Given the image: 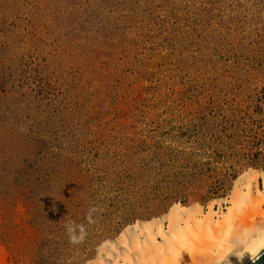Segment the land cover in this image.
<instances>
[{"label":"rangeland","instance_id":"rangeland-1","mask_svg":"<svg viewBox=\"0 0 264 264\" xmlns=\"http://www.w3.org/2000/svg\"><path fill=\"white\" fill-rule=\"evenodd\" d=\"M248 170L264 0H0V264H83Z\"/></svg>","mask_w":264,"mask_h":264},{"label":"bare ground","instance_id":"bare-ground-1","mask_svg":"<svg viewBox=\"0 0 264 264\" xmlns=\"http://www.w3.org/2000/svg\"><path fill=\"white\" fill-rule=\"evenodd\" d=\"M146 216L101 240L83 264H243L264 245V179L260 188L248 170L225 198Z\"/></svg>","mask_w":264,"mask_h":264},{"label":"water","instance_id":"water-1","mask_svg":"<svg viewBox=\"0 0 264 264\" xmlns=\"http://www.w3.org/2000/svg\"><path fill=\"white\" fill-rule=\"evenodd\" d=\"M243 264H264V245Z\"/></svg>","mask_w":264,"mask_h":264},{"label":"clouds","instance_id":"clouds-1","mask_svg":"<svg viewBox=\"0 0 264 264\" xmlns=\"http://www.w3.org/2000/svg\"><path fill=\"white\" fill-rule=\"evenodd\" d=\"M68 232H69V234H70V238H71L73 241H75V240H76V237L73 236V235H71V233L73 232V228H72L71 226L68 227Z\"/></svg>","mask_w":264,"mask_h":264}]
</instances>
